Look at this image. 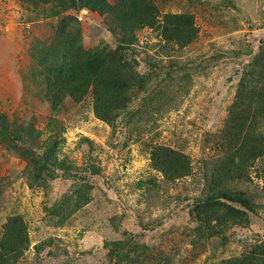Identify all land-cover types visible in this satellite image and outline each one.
Instances as JSON below:
<instances>
[{"label":"rangeland","instance_id":"obj_1","mask_svg":"<svg viewBox=\"0 0 264 264\" xmlns=\"http://www.w3.org/2000/svg\"><path fill=\"white\" fill-rule=\"evenodd\" d=\"M35 1L0 0V236L9 216L23 217L30 243L17 264H116L111 248L132 236L153 264H264V158L240 179L212 178L235 91L264 52V0H150L159 18L193 16L196 37L184 47L154 28L115 25L117 0L103 14L81 6L58 17ZM73 28L85 50L120 51L133 38L119 56L140 90L111 125L94 116L91 92L57 108L47 100L53 67L30 48L45 44L57 62ZM158 145L188 156L189 175L154 171ZM68 201L81 207L60 224Z\"/></svg>","mask_w":264,"mask_h":264},{"label":"trees","instance_id":"obj_2","mask_svg":"<svg viewBox=\"0 0 264 264\" xmlns=\"http://www.w3.org/2000/svg\"><path fill=\"white\" fill-rule=\"evenodd\" d=\"M26 1L32 3V0ZM108 1L36 0L34 7L49 4V14L55 17L62 13L76 12L81 6L103 14L109 9ZM111 13L115 25H125L130 30L154 28L163 39L179 47L188 45L196 37L191 14L166 13L159 18L158 9L150 0H117L111 8ZM73 17L67 16L61 20H73ZM73 31L70 29L66 32L65 37L69 45L65 48L62 59L57 62L51 59L55 52L52 51L51 54L50 47L45 44L42 43L40 47L37 41L30 48L32 58L41 63L46 61L48 66L53 67L54 76L48 87L47 100L53 108H57L67 98L79 102L91 92L94 97V116L111 125L132 102L134 90L140 88V77L132 72L124 58L119 56L123 49L122 45H130L133 38L131 36L124 38L119 47L120 51L110 52L103 47L85 50L79 43V33L74 28ZM260 58L264 59V52L255 60L250 74L240 79L224 126L217 135L219 143L222 145L224 143L226 147V154L221 164L212 172L214 182L219 181V178L229 181L240 179L248 166L264 158V134L258 128L264 124V66L260 65ZM48 148L52 149L50 153L53 158L52 165L59 166L61 162L56 156L57 147L50 143L46 150ZM149 161L150 167L166 181L181 179L188 176L191 171L188 156L167 146L153 147ZM79 207L81 206L70 201L59 206L60 210L61 208L65 210L59 223H64ZM132 239L115 243L114 246L118 248H111L110 257L118 258L116 264H153L152 255L148 256L143 247L134 241L135 236H132ZM29 243L23 217L9 216L2 226L0 236V264H17L23 258ZM256 259L260 260L258 257ZM241 261L239 264L249 263V259ZM155 264L171 263L157 257Z\"/></svg>","mask_w":264,"mask_h":264}]
</instances>
